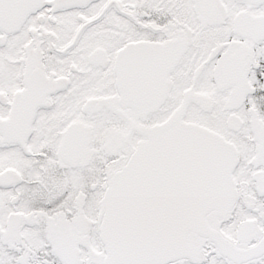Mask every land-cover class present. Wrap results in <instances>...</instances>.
<instances>
[{
  "label": "snow or ice",
  "instance_id": "1",
  "mask_svg": "<svg viewBox=\"0 0 264 264\" xmlns=\"http://www.w3.org/2000/svg\"><path fill=\"white\" fill-rule=\"evenodd\" d=\"M0 264H264V0H0Z\"/></svg>",
  "mask_w": 264,
  "mask_h": 264
}]
</instances>
